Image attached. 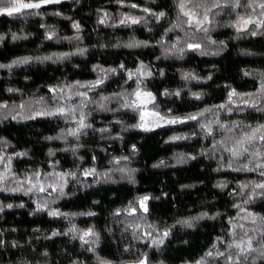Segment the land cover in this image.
Masks as SVG:
<instances>
[{"label": "trees", "instance_id": "16d2710c", "mask_svg": "<svg viewBox=\"0 0 264 264\" xmlns=\"http://www.w3.org/2000/svg\"><path fill=\"white\" fill-rule=\"evenodd\" d=\"M251 11L247 7L214 9L212 23L205 26L207 34L193 33L183 23L186 18L180 15L177 0H61L13 16L0 15V64L32 58L10 70L0 68V175L5 176L3 187L19 189L0 191V205H13L0 212V264H99L100 260L137 264L144 254L149 264H197L202 258L207 264H223V259L210 260L206 253L226 250L231 242L230 221L244 224L255 237L254 247L264 242L260 237L264 222H250L251 216H264V196L249 199L252 187H240L264 182V177L259 170L237 172L228 168L229 155L217 143L226 135L219 130L217 120L229 127L240 124L245 131L244 126L264 124V92L260 91L264 83V28L251 26L237 32L231 26L238 16ZM160 12L165 16L157 19L152 15ZM124 17H134L140 23L121 24ZM101 19L105 23H100ZM74 23L79 24V30L73 28ZM173 25L180 26L168 31ZM253 30L256 35L249 34ZM50 34L52 39L47 38ZM189 43H199L200 50H189ZM136 44L140 46H127ZM46 56L52 60H42ZM185 74L195 79L186 80ZM98 79L103 83L91 90L68 87ZM138 85L155 96L153 108L170 118L198 114L206 108L212 111L197 121L141 130L135 127L137 112L122 107L124 96ZM59 87H64L63 94L49 91ZM233 89L238 97L253 96L256 107L233 103L228 104L230 111L218 108L228 103ZM76 91L87 92L90 102L86 107H80L84 98L75 95ZM164 92L180 94L162 95ZM5 104L8 107H3ZM21 104L24 108L19 107ZM11 106L17 108L13 111L18 115L15 119L4 114ZM58 106L66 111L75 109L72 118L20 117L29 114L26 107L35 113ZM81 111L91 127L76 139L67 133L77 127ZM201 123L213 127V136L204 135ZM240 131L227 133L226 143L231 144ZM173 136L190 138L172 141ZM257 148L264 153V146L257 144ZM23 152L27 156H17ZM115 159L121 164H114ZM249 160L264 163V159L248 155L232 167ZM222 165L223 170L216 171ZM120 167L126 171H115ZM93 168L98 175H83ZM37 172L39 177L34 175ZM57 173L75 176H65L66 195L51 189L25 194L37 181L59 189ZM221 183L226 187H217ZM145 195L152 198L147 202L148 213L141 214L138 209L135 217L128 216L124 212L128 205ZM45 203L67 216L52 217L48 211L36 210ZM21 204L23 207L18 206ZM116 210L121 211L120 216L113 215ZM89 212L95 215H87ZM184 220H190L193 227L180 223ZM73 227L75 234L69 231ZM89 228L98 233L96 244L79 239V234ZM252 228L257 231L253 233ZM166 230L170 235L164 243L152 245L151 240H159ZM53 232L60 235L53 236ZM236 232L242 235L238 227ZM218 238L225 243L220 244ZM255 264H264V260L257 258Z\"/></svg>", "mask_w": 264, "mask_h": 264}, {"label": "snow or ice", "instance_id": "6c2138e0", "mask_svg": "<svg viewBox=\"0 0 264 264\" xmlns=\"http://www.w3.org/2000/svg\"><path fill=\"white\" fill-rule=\"evenodd\" d=\"M61 0H0V15H7V16H13L15 14H21L24 13L25 10H32V9H39L42 5L44 4H49V3H60ZM255 0H243V4L241 3V0H212L211 4L208 3V0H177L178 3V9L180 12V15L186 19L183 20V23L188 26V28L193 30V33L196 31L203 32L205 34L208 33L209 29L205 27L207 24H211L212 20L209 17V13L213 12L214 9H224V8H240V7H247L252 9L253 12L256 11V8L258 7L262 11L260 12L259 16L257 18H253L252 16H248L245 18L244 16H238V23L231 25L232 27H235L237 32L241 31H247L249 25H255L257 28H264V0H260V2L255 3V7H253V3ZM131 7H137L136 5H131ZM143 11L148 12V9H143ZM33 14H38V13H33ZM216 15H219V12L215 13ZM152 15H156L157 19L164 17L165 13L160 12L158 14L152 13ZM105 17H107V13H105ZM100 23H105L104 19H101L99 21ZM121 24H138L140 23L139 19H136L134 17H124L120 21ZM180 25H173L172 29H168V31H172L174 28L179 27ZM79 24L74 23L73 28L79 30ZM249 34L251 35H256L257 32L255 30L251 31ZM48 39H52V34L47 36ZM3 37H0V40H2ZM13 39H19V37L13 36ZM211 43H216V41H211ZM128 47L132 46H140L138 44L136 45H127ZM144 46H147L146 44ZM175 47V46H173ZM186 47L189 50L192 51H197L200 50L201 45L199 43H189L186 45ZM85 50L81 49L80 54H83ZM181 53L183 52V49L180 50ZM204 54V53H201ZM66 55V54H65ZM59 59H62L63 56L58 57ZM31 57H26L18 60L12 61L11 64L8 65H3L0 64V68H5L7 67L9 70L16 65L19 64H27L31 61ZM42 60H52L51 56H46L43 57ZM121 68H123V65H120ZM144 66L141 65V68ZM109 71L115 73L116 69H109ZM139 72V70H138ZM162 74V73H161ZM140 75H144V73H140ZM148 76L151 75V72L147 73ZM129 79H132V73L128 74ZM184 79H195V77L191 76V74H185ZM211 77H209L210 79ZM101 83H103V79H98L92 84H81L80 82H77L76 85H70L68 86L69 88L72 87H82V88H87L89 90L94 89L98 87ZM8 91H13L12 89H9ZM49 91L56 93L59 92L61 94L64 93L65 89L64 87H59V88H51ZM261 92H264V83L261 84L260 88ZM176 95L179 96V92L175 93H168L164 92L162 95ZM75 95L79 97H83L84 100L81 101L80 107H86L87 103L90 102L87 100V92H79L77 91ZM132 96L135 97L134 100L128 101L126 97H124V102L122 104V107L131 109L133 111H138L143 109L144 111L140 115V121L141 123H138L135 125L137 128H141L144 131H151L153 130L151 127L148 126L147 122L145 121L146 116H151L153 118L152 124L156 127L163 126V125H171V124H178V123H186L188 121H197L200 119L201 116H203L206 112L212 111L210 108L204 109V111L198 113V114H190L185 117H171L169 118L168 116L161 115L158 111L152 110L148 111L146 106L148 104H153L155 105V96L150 92V91H145V90H140L139 85L137 86V90H135L133 93H131ZM194 97L196 99H200V95L198 93H193ZM239 94L233 89L229 92L228 94V103L227 104H222L218 105L217 107L220 109H228V104H233V97H237ZM110 99L109 97H102L101 100H108ZM247 103V102H246ZM248 106L255 108L256 104L254 102L249 103ZM3 107H8V105H3ZM20 108H24V105L21 104L19 106ZM100 108H104V104L100 103L99 104ZM75 112V109H70L68 111L65 110L63 106H58L53 109H46L43 111H36L34 114L29 115L27 118L28 119H36L37 117H55V116H60L64 119H71L72 114ZM15 119L16 117H12ZM77 127L75 129L69 130L67 135L73 136L76 139H79L80 135H86L87 133L84 131L87 128H90V124H86L84 122V114L81 111L80 119L76 122ZM216 124L219 126V130L223 131L225 135V139H222L218 141L217 143L220 146V149L223 150L224 152H227L229 155L230 163L228 164V168H231L233 171H244V172H253V171H258L259 170V175L264 177V163H260L258 160L253 163L252 160H249L247 163L241 164L238 167H232V164L235 163L236 161H239L243 159L245 156L248 155H253L259 159H264V153H261L259 149L257 148V144L264 146V124L259 125L258 127H252L251 125L244 126L247 128L245 131L244 129L241 128L240 124H233L232 127H229L227 125L221 124L218 120L216 121ZM201 130L203 131L205 136H213L214 134V129L210 124H204L201 123L199 125ZM236 129H241L240 133L238 136L232 138V143L228 144L226 141L228 140L227 133L234 132ZM99 131H106V129H100ZM61 137H47L46 139H60ZM190 137L188 136H173L170 139L172 141L180 140V139H189ZM213 149L216 150V145H213ZM75 151V149H73ZM50 155H54V153L51 152L50 150ZM17 156L19 157H24L27 156L26 152L23 153H17ZM11 158H9L10 161ZM123 160H127V157H123ZM191 159H195V157H191ZM0 162H3V158H0ZM114 164L120 165L121 160L120 159H115L113 161ZM163 163V162H161ZM155 167H158L160 165H154ZM223 170V165L220 168H217L216 171H221ZM10 171V169H9ZM115 171H119L121 173H124L126 171L125 167H120L116 168ZM36 177H39L40 173H34ZM56 177H58L59 181L61 182L59 185V189L55 184L49 183L47 187L44 185L40 184L39 181H37L36 184H32L31 187L28 188V192L35 190H38L40 192H45L48 189H51L52 191H57L59 190L60 195L64 196L66 195L63 192V186H64V181H65V176L66 175H72L73 178H75L73 173H57L54 174ZM83 175H98L96 173V170L90 169L86 172L83 173ZM105 177L109 176V173L104 174ZM5 176L0 175V191H17L19 189H7L3 187V182H4ZM129 179H131V175H129ZM29 183H31V179L29 178L28 180ZM99 182V181H97ZM252 187V192L249 194V199H254L256 196H264V191H261L257 193L255 190L256 189H261L264 190V182L256 183V182H251L250 184H241L240 187L242 189H247L249 187ZM217 187L223 188L226 187L225 184L221 183L218 184ZM49 195H51V192H49ZM152 199L150 196H143L140 197L136 202L130 203L128 207L124 210V212L128 216H133L135 217L137 214V210L139 209L141 211V214H146L148 213V201ZM158 199V198H157ZM247 202V201H246ZM98 203V202H94ZM19 207H23V205H18ZM236 207H239V205H235ZM4 207L7 208H12L13 205L8 204L6 206L0 205V212L4 211ZM37 211H48L49 215L52 217H58V216H67L66 213H61L57 210H52L49 209L47 206V203L43 205H38L37 206ZM75 215V214H73ZM81 215H84V213H81ZM87 215H95L93 212L87 213ZM114 216H120L121 211L116 210L113 213ZM207 215V214H204ZM251 216V214H249ZM203 217H196L194 219H200ZM212 219H215V217H210ZM248 217H245L247 219ZM257 219L260 221L264 222V216L262 217H255L251 216V224L255 225L257 223ZM180 223L184 224L186 227H193V224L190 220H184L180 221ZM231 227H232V232L230 233L231 235V242L226 244V250L225 251H208L206 253V257H211L213 261H218L221 257H223V264H255V260L257 258L264 260V242L260 243L259 247H254L253 246V240L255 239L254 236L249 235V231L245 229L244 224H239L236 225L230 221ZM129 227H132V225H129ZM151 228L152 226L149 225ZM237 227L240 229V233L242 235H239L236 232ZM127 230V229H125ZM71 233H77V229L75 227L69 229ZM137 231H139V228L137 227ZM251 231L255 233L257 230L256 228H252ZM53 236L60 235L59 232H53ZM150 235V233H149ZM170 235L169 231H164L161 234V238L159 240H151V244L154 246H160L164 243L165 238H167ZM237 235H239V239H237ZM260 237L261 240L264 241V230L260 232ZM73 238L75 239L76 236L74 235ZM91 238V239H89ZM79 239L83 241L85 244H96L98 241V233H96L92 228H89L86 231H83L81 234H79ZM218 242L220 244H224L225 241L222 239L218 238ZM2 243V241H0ZM15 246V245H14ZM213 249H216V245H213ZM252 253H257V257H252ZM99 264H108L107 261L100 260ZM137 264H149L148 256L147 254H144L142 258H140L137 262ZM197 264H207V260L201 259L200 261H197Z\"/></svg>", "mask_w": 264, "mask_h": 264}, {"label": "rangeland", "instance_id": "374dc122", "mask_svg": "<svg viewBox=\"0 0 264 264\" xmlns=\"http://www.w3.org/2000/svg\"><path fill=\"white\" fill-rule=\"evenodd\" d=\"M211 2H212V0H208V3L209 4H211ZM256 2H260V0H255V2L253 3V7H255V3ZM262 10L261 9H259L258 7L256 8V11L255 12H253V11H251L250 13H248L247 15H245L244 17L245 18H247L248 16H252L253 18H257L258 16H259V14H260V12H261ZM210 14H211V12L209 13V17H210ZM241 16H243V15H241ZM238 23V19L236 20V22H235V24H237ZM206 26V25H205ZM251 26H255V25H249L248 26V29L251 27ZM140 90H145V89H142V88H140ZM146 91V90H145ZM77 92V91H76ZM134 92V91H133ZM132 92V93H133ZM74 93V92H73ZM124 97H126L127 98V100L128 101H131V100H134L135 99V97L134 96H132L131 95V93L130 94H128V95H125ZM234 104H236V105H248L249 103H252V102H254V103H256V101L253 99V96H240V97H238L237 96V98H235L234 97ZM247 102V103H246ZM153 104H148L147 106H146V108H147V110L148 111H152V110H155L154 108H153V106H152ZM12 107V109H10L8 112L6 111L4 114L6 115V116H8V115H14L13 113V111L14 110H16L17 108L16 107H13V106H11ZM26 109L28 110V113L29 114H24V115H21L20 117L21 118H25V117H28L29 115H32V114H34L33 112H31V110L29 109V107H26ZM128 109V108H127ZM1 110V109H0ZM129 110H131V109H129ZM2 111V110H1ZM131 111H133V110H131ZM144 110L143 109H141V110H138V111H133V112H137V114H138V118H139V121H138V123H141V121H140V115L142 114V112H143ZM156 111V110H155ZM4 115V116H5ZM162 115V114H161ZM5 116V117H6ZM15 116V115H14ZM18 116V115H17ZM17 116H15V117H17ZM170 118V117H169ZM152 120H153V118L151 117V116H146L145 117V121L147 122V124H148V126L149 127H151L153 130H155V129H157V128H160V127H163V126H169V125H163V126H159V127H156V126H154L153 124H152ZM171 125H173V124H171ZM139 129H141V128H139ZM142 130V129H141ZM223 259V257H221L220 258V260H222ZM210 260H213L211 257H210Z\"/></svg>", "mask_w": 264, "mask_h": 264}]
</instances>
